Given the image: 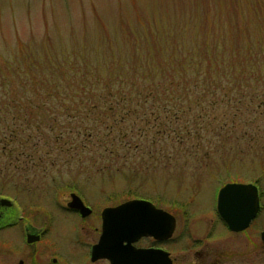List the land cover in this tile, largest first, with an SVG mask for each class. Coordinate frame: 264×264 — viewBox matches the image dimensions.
<instances>
[{
  "label": "rangeland",
  "instance_id": "374dc122",
  "mask_svg": "<svg viewBox=\"0 0 264 264\" xmlns=\"http://www.w3.org/2000/svg\"><path fill=\"white\" fill-rule=\"evenodd\" d=\"M258 42L264 44V0H0V101L3 94L18 92L27 96L21 101L37 104V108L33 104L27 109L28 102L23 103L21 114H0V198L39 215L72 191L88 199L109 198L99 201L104 204L140 195L175 213L180 226L188 219L195 229L215 216L218 192L227 183L258 182L264 190V108L259 116L251 118L246 113L242 124L221 132L213 123L202 129L205 122L198 116L206 113L200 111L197 94L177 100L157 98L155 101L173 106L159 115L133 114L129 121L155 124L153 130L161 129L160 134L140 138L137 131L131 132L140 146L120 145L117 153L105 157L108 165L104 170L99 168L107 161L101 162L104 153L98 146L84 147L71 158L61 150L66 146L61 148L54 140L58 130L52 131L51 123L68 125V113L62 108L55 114L38 108L42 99L58 102L46 97L51 85L41 83L49 79L55 86L58 77H64L63 71H69L67 77L77 73L78 79L81 70L95 71L104 78L129 70L134 63L152 71L158 65L148 55L161 52L166 58L187 57L173 69L186 66L185 73L192 76L196 69L191 64L196 59L190 55L197 56L201 44L211 52L218 44L217 56L223 60L230 59L239 45L248 50ZM177 84L166 83L168 91ZM183 84L197 87L194 80ZM262 88L264 85L259 90ZM36 91L39 94L30 95ZM178 101L183 104L178 106ZM177 108L183 113L174 114ZM233 111L217 101L207 113L228 121ZM100 113L94 117H108ZM116 116L122 118L123 113ZM15 117L50 123L43 134L36 131L37 140L22 149L20 138L10 135L12 129L20 130V122L11 125ZM7 129L8 139L4 140ZM252 134L256 138H247ZM178 137L185 144H179ZM217 224L226 233L224 225Z\"/></svg>",
  "mask_w": 264,
  "mask_h": 264
},
{
  "label": "trees",
  "instance_id": "16d2710c",
  "mask_svg": "<svg viewBox=\"0 0 264 264\" xmlns=\"http://www.w3.org/2000/svg\"><path fill=\"white\" fill-rule=\"evenodd\" d=\"M203 44L200 45L197 56H195V53L190 55L196 59L191 64V67L194 70L196 69L195 74L192 76L185 73L187 72L186 66L177 70L173 69L176 64L177 66L179 64L183 65L187 57H176L174 55L166 58V55L160 52L148 55L151 62L157 61L158 66H155V69L152 68V71L149 70L151 69L149 66H147L149 68L147 69L143 68L145 65L141 67L134 63L129 70H118L116 74L104 78L99 73L86 69L84 72L81 70L82 73L79 79L77 73H71L69 76H74L67 77L69 71H63L66 72L63 73L64 77L59 76L55 86L49 82V79L42 80L44 81L41 83L43 87L51 85L46 97L57 98L58 102L49 103L42 99L38 104V108H44L45 113L51 114H55L59 108H62V111L68 113L66 118L69 120L68 125H63L62 121L59 127L58 123L52 121L50 129L52 131L58 130L54 140L58 142L61 148L66 146V150H61L66 151L71 158H75L81 150H84V147L98 146V149H102V153H104L101 162L107 161L99 168L104 170L108 165V159L105 157L117 153L116 148L120 145L127 148L140 146L131 132L137 131L136 135L140 138L147 137L150 134H160L161 129L153 130L155 124L150 125L148 122L142 125L138 124V121H129L132 119L131 115L133 114L159 115L163 110L167 111V108L173 106V104H167L165 101H155L157 98L168 97L177 100L197 94V97L201 98V101H198L200 111L206 113L198 116L205 122L201 126L202 129H206L213 123L216 124L215 128L218 131L227 132L226 128L230 125L236 128L237 124H242L245 121L244 115L246 113H250L248 117L251 118L259 116L264 108V88L259 90V87L264 85V44L258 42L255 45L252 43L250 47L253 48L248 50L245 49L244 45H239L237 50L233 51L230 59L224 58L223 60L217 56L218 44L214 45L213 52L207 50L205 45L202 46ZM187 66H190V63ZM180 72H184L182 76H179L178 73ZM19 78H21V74H19ZM191 80H194L197 87L183 84L184 82L190 83ZM166 81H171V84L178 83L177 87L169 92V88L166 86L168 82ZM161 89L163 92H161ZM37 94H39V91L30 95ZM2 97L0 114L3 112L21 114L23 103L28 102L26 104L27 109L34 104L33 101H21L27 96H20L18 92L12 93L10 96L9 93H5ZM217 101L224 102L234 108L228 121L207 113L208 109L215 108ZM176 104L181 106L180 104H183V101H178ZM34 106L37 108V104H34ZM3 107L5 108L3 109ZM14 107H17V109L13 111L12 108ZM81 108L85 109L80 110ZM133 108L135 113L132 110ZM77 110L80 111L72 114ZM96 112L105 113L108 117H94ZM119 112L123 113L122 118L116 116ZM173 112H175L174 114L183 113L178 108ZM83 113L86 115L85 117ZM108 113H111V116ZM16 118L15 124H10L17 125L20 122L18 124L20 130L12 129L10 135H13L15 140L20 138L22 149L27 144H31L32 140H37L38 134L35 133L36 131L43 134L42 129L50 123L45 122L46 120L37 119L34 121V118H25V121H18L19 118ZM34 133L36 138H34ZM190 133L192 132L189 130L188 136ZM8 134L9 129H7L4 140L8 139ZM162 135L165 136V134ZM254 135H249L247 138L254 139L256 138ZM243 137H246V135L244 134ZM176 140L179 144H185L183 137H178ZM43 145L46 144L43 143ZM153 153L156 154L157 152ZM96 159L99 160V156Z\"/></svg>",
  "mask_w": 264,
  "mask_h": 264
},
{
  "label": "flooded vegetation",
  "instance_id": "af4514ba",
  "mask_svg": "<svg viewBox=\"0 0 264 264\" xmlns=\"http://www.w3.org/2000/svg\"><path fill=\"white\" fill-rule=\"evenodd\" d=\"M254 184L258 189L259 209L241 230L231 229L218 210L195 229L188 225V219L180 226L175 213L152 198L140 195L104 204L99 201L109 198L88 199L72 191L64 201H53V208L39 215L31 214L32 210H19L12 202L10 206H0V234L3 235L0 264H112L109 258L92 257L93 246L103 233V212L107 207L137 199L150 201L157 208L172 213L176 226L171 236L143 234L129 244V251L119 250L129 253V264H264V190L258 182ZM74 193L81 199L77 202L88 209L71 204ZM143 212L149 215L147 220L155 221L158 228L164 229L167 220H154L152 212ZM219 222L226 233L218 228Z\"/></svg>",
  "mask_w": 264,
  "mask_h": 264
},
{
  "label": "water",
  "instance_id": "95a60500",
  "mask_svg": "<svg viewBox=\"0 0 264 264\" xmlns=\"http://www.w3.org/2000/svg\"><path fill=\"white\" fill-rule=\"evenodd\" d=\"M74 207L86 208L77 200L81 199L74 193ZM12 201L8 198H0V206H10ZM153 208V210L151 209ZM259 209L258 189L254 183L231 182L220 188L217 197V210L221 218L231 229L241 230L245 228ZM143 210L153 213L154 220L164 218L167 223L158 228L157 223L147 220ZM103 233L97 244L93 246L92 257L109 258L112 264H129V253H121L119 250L129 251V244L138 236L153 234L154 236H171L175 226V216L163 209L157 208L150 201L131 200L116 207H107L103 212ZM122 219L119 221L118 219ZM264 235V234H263ZM160 236V237H161Z\"/></svg>",
  "mask_w": 264,
  "mask_h": 264
}]
</instances>
